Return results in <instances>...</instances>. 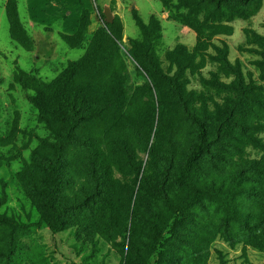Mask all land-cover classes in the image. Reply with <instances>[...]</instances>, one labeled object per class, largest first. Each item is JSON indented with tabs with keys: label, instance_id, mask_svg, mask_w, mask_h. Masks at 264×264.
Listing matches in <instances>:
<instances>
[{
	"label": "rangeland",
	"instance_id": "obj_1",
	"mask_svg": "<svg viewBox=\"0 0 264 264\" xmlns=\"http://www.w3.org/2000/svg\"><path fill=\"white\" fill-rule=\"evenodd\" d=\"M69 75L52 234L37 193L58 124L34 99ZM199 124L192 176L226 187L242 171L246 224L202 199L152 248ZM0 216L18 224L0 222V264H264V0H0Z\"/></svg>",
	"mask_w": 264,
	"mask_h": 264
},
{
	"label": "trees",
	"instance_id": "obj_2",
	"mask_svg": "<svg viewBox=\"0 0 264 264\" xmlns=\"http://www.w3.org/2000/svg\"><path fill=\"white\" fill-rule=\"evenodd\" d=\"M240 1L245 2L247 0ZM135 22L137 26L142 28L144 33L147 32V29L143 27L138 17H135ZM131 57L134 61H138L136 54L131 53ZM70 87L71 76L69 75L53 95H44L42 91H39L37 97L34 99L35 106L44 107L46 105L48 107L51 117L58 124L55 131L58 142L52 147L51 155L43 168L45 175L37 193L41 199L43 208V212L39 217V224L45 225L52 234H56L63 229L62 210L59 205V190L61 187L60 170L63 165L64 149L73 142V130L77 121L74 109L76 101L68 102L65 98L67 90ZM61 104L67 107L70 111L69 114L61 111ZM197 131V141L191 146L185 162L174 176L175 184L182 190L181 194L172 200H167L164 211L158 210L152 214L153 221L150 224L148 233L152 248H156L159 245L165 232L174 230L187 220L190 209L199 204L202 199L213 202L221 210L224 226H228L232 222L240 226L246 224L244 214L236 207V197L244 190L242 183L245 179L242 171H238L233 175L226 187L198 183L194 180L192 176L193 170L198 160L207 152L210 146V140L207 137L205 127L199 124ZM0 222L18 226V224L3 216H0ZM19 227L25 226L19 225Z\"/></svg>",
	"mask_w": 264,
	"mask_h": 264
}]
</instances>
